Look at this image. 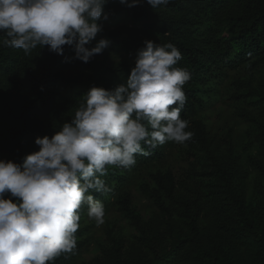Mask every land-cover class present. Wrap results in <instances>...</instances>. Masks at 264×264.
Here are the masks:
<instances>
[{
  "label": "trees",
  "instance_id": "1",
  "mask_svg": "<svg viewBox=\"0 0 264 264\" xmlns=\"http://www.w3.org/2000/svg\"><path fill=\"white\" fill-rule=\"evenodd\" d=\"M104 12L137 26L103 27L91 46L102 38L110 45L88 63L75 59L67 45L63 55L47 46L25 55L0 43V160L22 164L39 150L36 138H51L70 122L91 87L114 90L126 82L144 41L170 43L181 52L175 66L191 73L183 86L187 101L181 118L193 136L184 144L145 147L148 155H137L134 166L109 168L103 177L109 192L91 193L105 213L111 207L122 212L135 234L107 231L95 239V220L84 206L74 252L61 254L53 264H264V0H170L156 9L146 0L134 7L108 0ZM238 71L262 77L256 98L247 103L260 105L262 117L256 122L254 154L244 163L217 153L206 123L221 89ZM68 91L71 96L61 97ZM178 147L192 156L202 153L211 170L189 175L191 182L177 181L164 167ZM136 187L154 199L155 211L147 220L132 207ZM92 246L97 253L87 260Z\"/></svg>",
  "mask_w": 264,
  "mask_h": 264
},
{
  "label": "clouds",
  "instance_id": "2",
  "mask_svg": "<svg viewBox=\"0 0 264 264\" xmlns=\"http://www.w3.org/2000/svg\"><path fill=\"white\" fill-rule=\"evenodd\" d=\"M107 2L0 0V43L25 55L45 46L63 55L67 45L88 63L110 45L102 38L91 46L108 20ZM139 2L119 0L127 7ZM169 2L146 0L151 9ZM181 58L170 43L144 41L126 82L114 90L91 87L70 122L51 138H36L39 150L22 164L0 160V264H53L73 253L84 206L90 219L104 223V204L91 193L111 190L103 179L110 167L130 168L137 155H148L145 147L192 138L181 118L183 86L191 79L175 66Z\"/></svg>",
  "mask_w": 264,
  "mask_h": 264
},
{
  "label": "rangeland",
  "instance_id": "3",
  "mask_svg": "<svg viewBox=\"0 0 264 264\" xmlns=\"http://www.w3.org/2000/svg\"><path fill=\"white\" fill-rule=\"evenodd\" d=\"M137 24L123 16H112L108 14V20L103 22V27L128 29L136 27ZM262 77L258 73L238 71L229 80L222 90V95L214 103L213 108L207 113L206 123L209 138L218 154H232L239 158V162L244 163L248 155L254 154V142L256 140V126L262 117V109L257 106L247 104L254 97L255 91L260 90ZM241 95H248L245 99H240ZM253 95V96H252ZM71 96V93L62 92L61 97ZM238 96L237 99H234ZM252 145V147L250 146ZM195 156L188 154L185 147L175 148L166 160L164 169L169 170L177 181H187L191 174L203 175L210 171V161L203 157L202 153H195ZM196 155L198 158H196ZM204 178L208 181V177ZM147 182V179H142ZM151 187L153 186L150 184ZM132 207L135 212L144 220L148 214L155 211V202L151 197V192L141 188L131 190ZM107 231L117 233H128L133 235L136 232L130 227L128 220L116 207L109 208L104 216V223L94 222L92 232L95 239L99 240ZM97 253L94 246L84 255L89 260Z\"/></svg>",
  "mask_w": 264,
  "mask_h": 264
}]
</instances>
